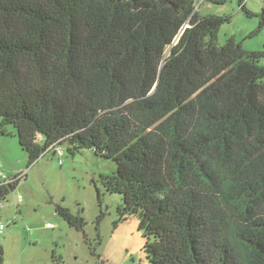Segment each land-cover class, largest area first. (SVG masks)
I'll use <instances>...</instances> for the list:
<instances>
[{"label": "trees", "instance_id": "trees-1", "mask_svg": "<svg viewBox=\"0 0 264 264\" xmlns=\"http://www.w3.org/2000/svg\"><path fill=\"white\" fill-rule=\"evenodd\" d=\"M196 1L0 0V133L16 129L29 165L58 146L72 156L91 149L113 160L105 188L122 195L119 220L138 218L151 264H212L204 241L212 214L206 191L219 180L204 163L210 149L234 170L228 191L247 211L264 202V139L254 130L264 121V68L255 65L264 53L243 49L235 38L220 49L219 26L229 17L197 15L161 68L165 47ZM262 27L264 11L251 35ZM218 60L240 85L230 80L224 105H198L199 95L211 100L207 81L215 80L203 66ZM102 108L120 115L108 118ZM197 110L206 128L192 125ZM163 122L165 130L153 127ZM157 131L176 152L169 154L175 164L166 179L156 169ZM19 180L0 178V201ZM56 210L84 228L80 214L62 205ZM228 257L226 251L223 264Z\"/></svg>", "mask_w": 264, "mask_h": 264}, {"label": "rangeland", "instance_id": "rangeland-1", "mask_svg": "<svg viewBox=\"0 0 264 264\" xmlns=\"http://www.w3.org/2000/svg\"><path fill=\"white\" fill-rule=\"evenodd\" d=\"M244 4L252 15L243 11L240 0L215 4L197 0L185 21L189 23L186 30L193 28L197 15H224L230 21L219 26L217 43L220 49L235 38L243 49L264 53V27L251 35L260 26L264 0H244ZM184 33L165 47L162 60L172 55ZM222 60L203 66L209 79L213 76L215 80L207 81L212 85L207 95L211 100L208 102L199 95L198 105H224L230 80L240 85L239 76L235 81L224 74L227 62ZM255 65L264 68V55ZM259 97L264 107V94ZM101 114L114 118L120 111L102 108ZM193 117L192 125L196 122V129L209 125L198 110ZM164 126L165 122L153 125L157 130H165ZM254 128H259L256 136L264 139V121ZM7 129L9 133H0V178L17 175L20 180L16 189L0 201V264H151L138 218L130 216L119 220L122 195L110 193L105 188V179L112 177L117 167L113 160L97 156L91 149L80 150L72 156L65 146H58L29 165L28 153L15 134L16 129L12 125ZM157 132L160 135L152 136L160 147L156 169L166 179L175 164L169 154L176 152L172 139L164 131ZM58 149L59 155L55 152ZM217 154L210 149L203 156L204 163L219 180L206 191L212 213L204 234L206 251L212 264H223L226 251L230 264H264V202L250 211L257 214L251 216L247 206L228 191V187L235 185L236 176ZM58 205L83 216L84 228L74 227L59 215ZM102 212L105 215L98 225L97 219ZM49 223L53 226H48Z\"/></svg>", "mask_w": 264, "mask_h": 264}, {"label": "water", "instance_id": "water-1", "mask_svg": "<svg viewBox=\"0 0 264 264\" xmlns=\"http://www.w3.org/2000/svg\"><path fill=\"white\" fill-rule=\"evenodd\" d=\"M188 24H189L188 22H185V24L182 25V27H181V29H180V33H178V35H177L176 38L174 39L175 42H176V40H178V39L180 38L181 34L185 32V30H186ZM174 40H173V41H174ZM164 63H165V58H163V60H162L161 68L163 67ZM157 85H158V79H157V81H156L154 87L151 88V90H150L149 93H152V92L155 90V88H157Z\"/></svg>", "mask_w": 264, "mask_h": 264}, {"label": "built area", "instance_id": "built-area-1", "mask_svg": "<svg viewBox=\"0 0 264 264\" xmlns=\"http://www.w3.org/2000/svg\"><path fill=\"white\" fill-rule=\"evenodd\" d=\"M21 198V195L19 196V199ZM48 226H53V225H51L50 223L48 224Z\"/></svg>", "mask_w": 264, "mask_h": 264}]
</instances>
